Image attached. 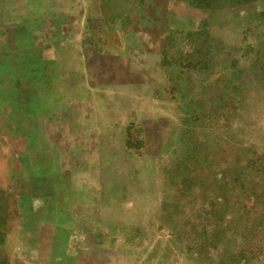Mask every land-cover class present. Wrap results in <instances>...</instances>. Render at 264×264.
Returning <instances> with one entry per match:
<instances>
[{
	"label": "rangeland",
	"instance_id": "rangeland-1",
	"mask_svg": "<svg viewBox=\"0 0 264 264\" xmlns=\"http://www.w3.org/2000/svg\"><path fill=\"white\" fill-rule=\"evenodd\" d=\"M23 1L0 264H264V0Z\"/></svg>",
	"mask_w": 264,
	"mask_h": 264
},
{
	"label": "crops",
	"instance_id": "crops-1",
	"mask_svg": "<svg viewBox=\"0 0 264 264\" xmlns=\"http://www.w3.org/2000/svg\"><path fill=\"white\" fill-rule=\"evenodd\" d=\"M36 2H37V1H36ZM23 3L26 4V5H28V3H30V2L26 0L25 2L23 1ZM38 12H39L38 10L35 11L36 16H37L38 18H42V19H43V17H44L43 14H44V13H38ZM28 13H29V12L26 10L27 17H28ZM30 14H31V13H30Z\"/></svg>",
	"mask_w": 264,
	"mask_h": 264
}]
</instances>
